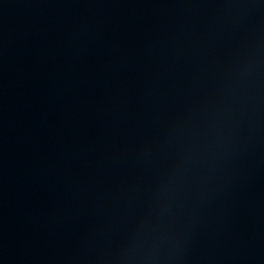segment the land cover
<instances>
[{
    "label": "water",
    "instance_id": "water-1",
    "mask_svg": "<svg viewBox=\"0 0 264 264\" xmlns=\"http://www.w3.org/2000/svg\"><path fill=\"white\" fill-rule=\"evenodd\" d=\"M0 264H264V0H0Z\"/></svg>",
    "mask_w": 264,
    "mask_h": 264
}]
</instances>
